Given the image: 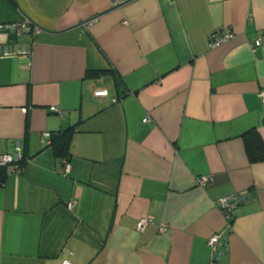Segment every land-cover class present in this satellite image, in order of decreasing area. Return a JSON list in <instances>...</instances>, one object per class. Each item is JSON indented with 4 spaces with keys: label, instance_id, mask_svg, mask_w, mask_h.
<instances>
[{
    "label": "crops",
    "instance_id": "1",
    "mask_svg": "<svg viewBox=\"0 0 264 264\" xmlns=\"http://www.w3.org/2000/svg\"><path fill=\"white\" fill-rule=\"evenodd\" d=\"M262 91L264 0H0V264H209L216 232L215 264H264ZM70 126L65 170L43 132Z\"/></svg>",
    "mask_w": 264,
    "mask_h": 264
},
{
    "label": "built area",
    "instance_id": "2",
    "mask_svg": "<svg viewBox=\"0 0 264 264\" xmlns=\"http://www.w3.org/2000/svg\"><path fill=\"white\" fill-rule=\"evenodd\" d=\"M8 25L12 27L13 29H16L17 31H21L25 27L29 25H33L32 21L29 19H24L22 21H15V22H9ZM35 32H39L41 28L37 25H34ZM234 36V31L229 27H223L221 29H217L208 35V44L210 47H215L220 45L221 43L231 39ZM261 44V37H256L252 42H250V45L252 47H256ZM3 54L7 55L9 54L7 47H4ZM20 55H27L28 51L22 46V49L18 52ZM94 94L96 96H102L107 94L106 88H99L94 91ZM261 97L264 98V91L260 93ZM50 110L60 113L61 108H59L57 105H49L48 107ZM51 131H44L43 137L50 142V138L52 136ZM22 160V154L20 153V148L18 143H16L15 152L13 154L10 153H2L0 154V165L5 166L7 174L10 172L16 170L19 168L20 162ZM64 169L67 170L69 167L68 161L66 159L62 160ZM214 178L212 176L207 175H201L197 178V182L202 185H208L209 183L213 182ZM1 186V185H0ZM237 196L234 195H224L217 199L216 205L217 207L223 212V216L225 218V221L229 224L232 216L234 215V208L237 203ZM68 205L71 207L72 203L71 201L68 202ZM152 221V217L150 216H142L140 217L136 222V227L138 230H141L145 225H147L149 222ZM166 228V225L164 223L159 225V231H164ZM221 242V233L216 232L212 234L208 240L207 244L210 247L211 250V256H210V262L209 264H215V256L214 251L216 249L217 244ZM62 264H73L72 261L65 259L63 260Z\"/></svg>",
    "mask_w": 264,
    "mask_h": 264
},
{
    "label": "trees",
    "instance_id": "3",
    "mask_svg": "<svg viewBox=\"0 0 264 264\" xmlns=\"http://www.w3.org/2000/svg\"><path fill=\"white\" fill-rule=\"evenodd\" d=\"M95 73V72H94ZM113 76L117 83H119L118 75L113 72ZM74 126H70L61 132L51 131L53 134L50 138L49 145L51 146L54 156L59 159H66L69 157V145ZM244 145L248 159L250 161L264 160V140L255 129H250L242 134ZM24 159L20 162L22 165ZM7 175L5 166L0 165V185Z\"/></svg>",
    "mask_w": 264,
    "mask_h": 264
}]
</instances>
